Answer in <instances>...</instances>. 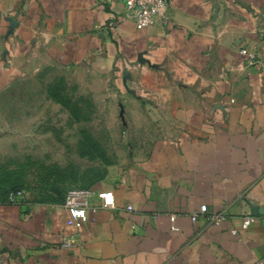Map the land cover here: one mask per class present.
<instances>
[{"label": "crops", "instance_id": "1", "mask_svg": "<svg viewBox=\"0 0 264 264\" xmlns=\"http://www.w3.org/2000/svg\"><path fill=\"white\" fill-rule=\"evenodd\" d=\"M167 1L138 30L118 0H0V94L55 65L93 77L124 114L132 165L91 187L115 208L89 211L74 252L64 199L0 194V264H264V0ZM202 205L228 221L193 222Z\"/></svg>", "mask_w": 264, "mask_h": 264}, {"label": "rangeland", "instance_id": "2", "mask_svg": "<svg viewBox=\"0 0 264 264\" xmlns=\"http://www.w3.org/2000/svg\"><path fill=\"white\" fill-rule=\"evenodd\" d=\"M108 88L55 65L3 90L0 194L25 190L28 200L56 203L70 189L91 188L131 168L119 163L129 155L126 124Z\"/></svg>", "mask_w": 264, "mask_h": 264}, {"label": "built area", "instance_id": "3", "mask_svg": "<svg viewBox=\"0 0 264 264\" xmlns=\"http://www.w3.org/2000/svg\"><path fill=\"white\" fill-rule=\"evenodd\" d=\"M125 7L124 20L131 21L138 30H144L156 24L157 20L166 12L168 8L167 0H118ZM240 55L250 63L259 62V54L250 48H241ZM94 199L100 201L95 205ZM6 200L10 204H22L28 200L25 190H15L8 193ZM64 207L74 227V232L63 236L60 247L69 252H74L82 246V230L89 220V211H96L99 208L114 209L115 202L110 192H95L92 188H74L66 192L64 196ZM132 206L127 210L131 211ZM200 217L206 218L207 222L215 227H220L228 221L225 214L209 212L206 205H202L198 213L193 214L191 219L196 222ZM253 223L252 216L242 218L241 228L248 230ZM174 232H179L180 228L174 226ZM233 236H238L237 229L231 230Z\"/></svg>", "mask_w": 264, "mask_h": 264}, {"label": "trees", "instance_id": "4", "mask_svg": "<svg viewBox=\"0 0 264 264\" xmlns=\"http://www.w3.org/2000/svg\"><path fill=\"white\" fill-rule=\"evenodd\" d=\"M16 189L14 190H11V189H4L1 194H3L5 197H7L8 193L11 192V191H15Z\"/></svg>", "mask_w": 264, "mask_h": 264}]
</instances>
